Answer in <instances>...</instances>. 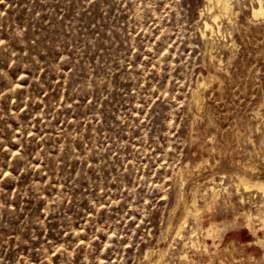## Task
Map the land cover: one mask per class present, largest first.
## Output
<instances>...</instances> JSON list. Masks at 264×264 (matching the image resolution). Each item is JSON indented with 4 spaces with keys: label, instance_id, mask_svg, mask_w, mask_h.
<instances>
[{
    "label": "rangeland",
    "instance_id": "374dc122",
    "mask_svg": "<svg viewBox=\"0 0 264 264\" xmlns=\"http://www.w3.org/2000/svg\"><path fill=\"white\" fill-rule=\"evenodd\" d=\"M211 1L0 0V264H264V19Z\"/></svg>",
    "mask_w": 264,
    "mask_h": 264
},
{
    "label": "bare ground",
    "instance_id": "6f19581e",
    "mask_svg": "<svg viewBox=\"0 0 264 264\" xmlns=\"http://www.w3.org/2000/svg\"><path fill=\"white\" fill-rule=\"evenodd\" d=\"M211 1V0H210ZM211 2H215V4L218 6V8H219V15H215L214 16V14H213V16L214 17H212V20L214 19V21H217L218 20V18L219 17H221L222 15L225 17V16H227L228 18H232V16H234V15H236L237 14V12H236V10L234 9V7H233V0H213V1H211ZM256 2H257V5L256 6H253L252 7V14H253V16H254V18H263L264 19V0H256ZM214 4V5H215ZM211 8V7H210ZM217 8V9H218ZM218 12V11H217ZM220 19V18H219ZM211 20V21H212ZM230 20V19H229ZM213 21V22H214ZM219 21V20H218ZM214 24H216V22L214 23ZM217 25V24H216ZM221 27H219L218 26V29H220ZM204 29H205V32H203V34H205L207 31H209L212 35H214V33H215V31H217V30H215V27H214V25L213 24H211L208 20H206L205 22H204ZM202 31V30H201ZM219 32V31H218ZM210 34V35H211ZM215 62V61H214ZM219 66V65H218ZM221 68V67H220ZM201 81H203V80H201ZM205 81V80H204ZM205 82H201V83H198V86H196L197 88L195 89V91H194V93H191V95L193 94V99H194V101L196 102V103H198L199 102V100H200V97H201V88H203V86L205 87ZM207 86V85H206ZM205 89V88H204ZM203 89V90H204ZM202 90V91H203ZM192 97V96H191ZM192 99V100H193ZM193 102V101H192ZM200 104V103H199ZM198 105V104H197ZM199 109V108H198ZM248 163V162H247ZM246 163V164H247ZM247 168H249L250 167V165H247L246 166ZM180 170V169H179ZM255 170V168H253V166H252V168H251V171H253V172H255L254 171ZM180 172V171H179ZM248 175V174H247ZM251 176V175H250ZM216 184V183H215ZM239 184L241 185V186H243V188L245 189V191H250V190H254V191H256V192H260V193H263L264 192V182L263 181H260V180H254V179H252L251 177H245V176H243V177H239ZM202 187V186H201ZM198 188V187H197ZM200 189V188H199ZM206 190H207V188H206ZM197 191V190H196ZM215 192V191H214ZM217 192V191H216ZM207 193V192H206ZM209 193V192H208ZM207 193V194H208ZM211 193V192H210ZM195 194V193H194ZM205 194V193H204ZM216 194V193H215ZM193 195V194H192ZM206 195V194H205ZM204 195V196H205ZM211 196V195H210ZM206 197H207V195H206ZM209 197V196H208ZM192 198H193V196H192ZM202 198V197H201ZM200 198V199H201ZM206 199V198H205ZM211 199V198H210ZM217 199V198H216ZM208 200V199H207ZM206 200V201H207ZM215 200V199H214ZM204 201V200H203ZM192 202V201H191ZM184 203V202H183ZM196 203H197V197L195 196L194 197V201L192 202V204L194 205V207H196ZM214 203H216V202H214ZM213 203V205H215ZM191 204V205H192ZM204 204V203H203ZM208 204V203H207ZM206 204V205H207ZM200 207V206H199ZM203 207V206H202ZM201 207V208H202ZM199 213H200V211H199ZM248 213V212H247ZM190 214H192V210H188L187 211V215H186V217H185V219H184V221L178 226V228H177V235L176 236H183L182 235V231H183V229H184V227H186V223H187V221H188V218H189V216H190ZM194 214V213H193ZM247 215V214H246ZM252 215V214H251ZM250 216V215H249ZM196 217H198V215L196 216ZM200 220V219H199ZM198 220V221H199ZM249 220H250V218H249ZM195 221H197V220H195ZM194 221V222H195ZM216 222V221H215ZM197 223V222H196ZM212 223V222H211ZM217 223V222H216ZM216 223H214L213 222V224L212 225H210V227L207 229V231H208V233L210 234V232L211 231H216L217 229H215L216 228ZM210 224V223H209ZM169 225H171V224H169ZM198 225V224H197ZM173 226V225H172ZM249 226V225H248ZM170 228V227H169ZM263 228V227H262ZM175 229V228H174ZM173 230V229H172ZM171 231V230H170ZM206 231V232H207ZM196 232V230H192V232H190L191 233V237H193V235H194V233ZM217 233V232H216ZM205 234V236H206V233H204ZM263 235H264V233H263ZM209 236V235H208ZM212 237V236H211ZM219 237V236H218ZM191 241V240H190ZM259 242L262 244V246L264 247V239H260L259 240ZM162 251H164V250H162ZM151 252V251H150ZM149 252V253H150ZM146 254V253H145ZM148 257V256H147ZM162 257V256H161ZM155 259V258H154ZM157 259H158V257H157ZM160 259V258H159ZM154 262V261H153ZM158 263V260L154 263V264H157Z\"/></svg>",
    "mask_w": 264,
    "mask_h": 264
}]
</instances>
